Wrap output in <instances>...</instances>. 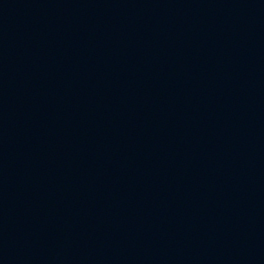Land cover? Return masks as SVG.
I'll return each instance as SVG.
<instances>
[{
  "label": "water",
  "instance_id": "95a60500",
  "mask_svg": "<svg viewBox=\"0 0 264 264\" xmlns=\"http://www.w3.org/2000/svg\"><path fill=\"white\" fill-rule=\"evenodd\" d=\"M0 264H264V0H0Z\"/></svg>",
  "mask_w": 264,
  "mask_h": 264
}]
</instances>
